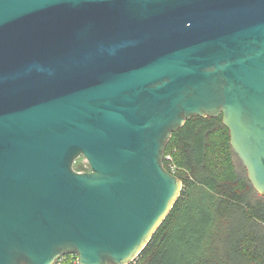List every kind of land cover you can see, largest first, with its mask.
I'll list each match as a JSON object with an SVG mask.
<instances>
[{"label":"water","instance_id":"1","mask_svg":"<svg viewBox=\"0 0 264 264\" xmlns=\"http://www.w3.org/2000/svg\"><path fill=\"white\" fill-rule=\"evenodd\" d=\"M220 115L264 196V0H0V264H130Z\"/></svg>","mask_w":264,"mask_h":264},{"label":"trees","instance_id":"2","mask_svg":"<svg viewBox=\"0 0 264 264\" xmlns=\"http://www.w3.org/2000/svg\"><path fill=\"white\" fill-rule=\"evenodd\" d=\"M164 164L183 190L130 264H264V196L235 153L223 115L187 120L173 133ZM74 262L66 254L56 264Z\"/></svg>","mask_w":264,"mask_h":264},{"label":"rangeland","instance_id":"3","mask_svg":"<svg viewBox=\"0 0 264 264\" xmlns=\"http://www.w3.org/2000/svg\"><path fill=\"white\" fill-rule=\"evenodd\" d=\"M81 165L84 166L85 168H88V166H89V164H88V162L84 156H80L79 158H77L75 163H74L75 169ZM74 264H76V262H74Z\"/></svg>","mask_w":264,"mask_h":264},{"label":"built area","instance_id":"4","mask_svg":"<svg viewBox=\"0 0 264 264\" xmlns=\"http://www.w3.org/2000/svg\"><path fill=\"white\" fill-rule=\"evenodd\" d=\"M168 158H170V156H168Z\"/></svg>","mask_w":264,"mask_h":264}]
</instances>
